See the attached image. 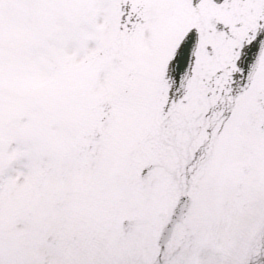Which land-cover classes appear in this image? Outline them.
Listing matches in <instances>:
<instances>
[{
  "label": "snow or ice",
  "instance_id": "6c2138e0",
  "mask_svg": "<svg viewBox=\"0 0 264 264\" xmlns=\"http://www.w3.org/2000/svg\"><path fill=\"white\" fill-rule=\"evenodd\" d=\"M0 264H264V0H0Z\"/></svg>",
  "mask_w": 264,
  "mask_h": 264
}]
</instances>
